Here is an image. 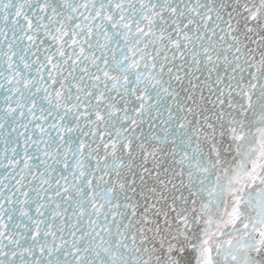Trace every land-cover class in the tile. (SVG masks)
<instances>
[{
	"label": "snow or ice",
	"instance_id": "obj_1",
	"mask_svg": "<svg viewBox=\"0 0 264 264\" xmlns=\"http://www.w3.org/2000/svg\"><path fill=\"white\" fill-rule=\"evenodd\" d=\"M0 264H264V0H0Z\"/></svg>",
	"mask_w": 264,
	"mask_h": 264
}]
</instances>
